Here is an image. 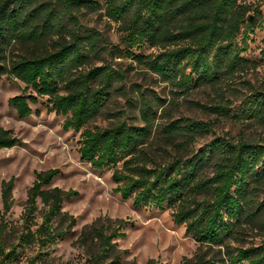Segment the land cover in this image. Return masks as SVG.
I'll return each instance as SVG.
<instances>
[{"label": "trees", "instance_id": "1", "mask_svg": "<svg viewBox=\"0 0 264 264\" xmlns=\"http://www.w3.org/2000/svg\"><path fill=\"white\" fill-rule=\"evenodd\" d=\"M81 11H104L117 25L122 49L82 27ZM262 26L260 6L243 0H0V80H17L36 95L7 100L19 119L32 114L37 98H47L48 111L66 117L62 129L81 132L80 160L96 171L114 168L115 195L131 201L134 210H168L172 224L206 249L183 264H264V241L246 248L227 244L243 225L264 217V140L214 134L218 120L250 122L264 130V78L256 85L246 79L264 66V47L257 61L243 57L250 35ZM145 48L155 52L145 55ZM92 55L129 59L179 97L208 89L214 102L203 109L216 122L165 123L156 138L161 161L151 153L156 113L147 98L141 101L142 126L129 124L121 112L111 116L117 122L108 128H88L113 84L126 80L124 70L109 64L91 67ZM210 135L204 149L195 151L197 141ZM18 144L0 128V150ZM57 175V170L35 174L17 227L5 219L13 180L2 184L0 264H52L49 248L75 224L61 204L76 193L51 188ZM38 201L45 207L39 223ZM121 224L108 232L93 224L83 233L84 243L96 250L88 251L82 264H118L113 242L125 237ZM260 226L264 230V221Z\"/></svg>", "mask_w": 264, "mask_h": 264}, {"label": "rangeland", "instance_id": "2", "mask_svg": "<svg viewBox=\"0 0 264 264\" xmlns=\"http://www.w3.org/2000/svg\"><path fill=\"white\" fill-rule=\"evenodd\" d=\"M245 3L260 6L264 17V0H243ZM82 27L93 30L107 39L112 45L122 49L117 33V25L110 21L100 11L89 14L81 11ZM249 49L243 57L257 61L259 51L264 47V26L254 31L249 38ZM154 50L145 48L148 55ZM19 53L14 52V56ZM111 65L114 69L124 70L126 80L124 85L114 83L109 96L104 102L100 115L88 128H108L117 122L111 116L123 112L125 120L132 125L142 126L139 119L141 101L147 98L156 113L151 122L152 142L151 153L158 161L164 156L157 148L156 138L165 123L188 118L199 121L216 122V116L203 109L210 107L214 97L208 89H191L182 97L173 94V89L151 73L143 70L136 63L126 58H116L105 55L91 56L90 66L100 67ZM264 78V66L250 72L246 79L251 84H258ZM141 90V94L137 91ZM33 96L35 93L24 84L14 79L0 80V128L11 133L19 144L11 149L0 150V194L2 184L13 180L11 190L12 207L6 216L8 223L14 227L20 225L28 192L36 173L57 170L58 175L51 183V188H58L66 193L72 191L75 196L63 200L61 211L75 221L69 233L49 248L47 259L52 264H82L88 257V251H95L93 244L84 243L83 233L93 224L104 225L107 232L116 227V222H122L121 234L125 237L116 239V252L119 254L118 264H183L185 260L193 259L201 249L184 233V227L172 224L170 212H158L152 208L134 210L131 201L123 202L113 193L115 185L111 181L113 167L96 171L80 160L77 153L80 133L63 130L62 124L66 117L57 116L48 111L47 98H37V104L30 105L32 114L25 119H19L7 100L15 96ZM156 99V100H155ZM234 107L239 102L233 100ZM215 136H227L238 139L241 136L255 140H264V130L250 122L237 123L235 120H218L214 128ZM210 135L200 139L195 144V151L204 149L213 139ZM2 208L0 197V210ZM37 222L41 221V213L45 211L43 204L37 202ZM264 217L252 223L243 225L241 234L236 240H230L229 248H246L257 246L264 241V230L260 222ZM223 255L224 249L219 250Z\"/></svg>", "mask_w": 264, "mask_h": 264}]
</instances>
